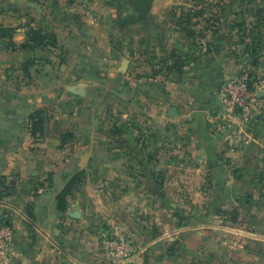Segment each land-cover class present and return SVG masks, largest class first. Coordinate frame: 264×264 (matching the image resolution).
Returning <instances> with one entry per match:
<instances>
[{"label": "crops", "instance_id": "crops-1", "mask_svg": "<svg viewBox=\"0 0 264 264\" xmlns=\"http://www.w3.org/2000/svg\"><path fill=\"white\" fill-rule=\"evenodd\" d=\"M158 1L0 0V218L15 228L0 264H244L239 243H264V98L224 129L218 81L246 64L219 46L189 62ZM226 1L213 37L257 30L264 77V0ZM113 230L139 248L129 260L104 249Z\"/></svg>", "mask_w": 264, "mask_h": 264}, {"label": "rangeland", "instance_id": "rangeland-1", "mask_svg": "<svg viewBox=\"0 0 264 264\" xmlns=\"http://www.w3.org/2000/svg\"><path fill=\"white\" fill-rule=\"evenodd\" d=\"M158 2V9L161 8L160 10H165L170 13L169 18L163 22V25H167V27L170 26L176 30H184L182 33L186 35L189 44L187 45L188 51H185V55L187 56L189 62L191 59H195V55L197 53L210 57L211 62L214 60L212 53L216 52V47L219 46L218 48H220V53L230 54L233 59L246 64L240 72L236 73L249 72L264 79L263 76L253 72L252 68L255 65H253V63H258V65L255 66H260L262 63L263 51L260 45V39L263 37L262 34L258 33L257 30H254L253 34H246V32L240 33L239 30L236 32L233 30L230 37L223 34L213 37V33L216 30L215 28L220 26V24L214 23L215 21L213 22L214 16L216 15L215 17H217L219 13L230 10L229 7L226 8V3L228 4L226 0H167L165 9L163 7L164 1L160 0ZM254 7H258V4H253V8ZM202 12L204 13L203 17H201ZM246 15H248L247 18L249 19L250 16L252 17L253 13L248 12L245 16ZM220 44H222V46ZM231 74H226L223 77L221 76L220 80ZM214 75H216V78L219 79V72H215ZM209 80V86L214 88L215 82L213 81V78L209 77ZM190 116L192 115H184L183 120L189 121ZM170 198L173 204L172 208H174V211H172L174 217L176 219H180L184 215L187 216L188 213L186 214V211L184 212L183 209H180V206H182L185 202V196H181L173 192L170 195ZM249 213L250 212L247 211L245 206H243L234 218H232L233 215L229 216L228 212H224L222 219L243 222L244 217L248 216ZM244 227H248L249 229V225H245ZM111 232L115 234L114 232L117 231L113 230ZM117 234L124 235L126 238L133 241L130 236L121 231ZM239 244H241V246L237 247L238 262H242L244 264H264L263 257L259 258L258 254H264V243L249 241L246 244Z\"/></svg>", "mask_w": 264, "mask_h": 264}, {"label": "built area", "instance_id": "built-area-1", "mask_svg": "<svg viewBox=\"0 0 264 264\" xmlns=\"http://www.w3.org/2000/svg\"><path fill=\"white\" fill-rule=\"evenodd\" d=\"M264 79L252 73L227 75L218 83L215 93L217 117L224 129H241L253 121L252 111L262 107ZM15 228L11 221L0 218V258H14ZM104 249L117 262L129 260L138 252V247L121 234H108L103 240Z\"/></svg>", "mask_w": 264, "mask_h": 264}, {"label": "trees", "instance_id": "trees-1", "mask_svg": "<svg viewBox=\"0 0 264 264\" xmlns=\"http://www.w3.org/2000/svg\"><path fill=\"white\" fill-rule=\"evenodd\" d=\"M140 3L144 2L145 0H139ZM44 43V36L43 34L38 30H33L28 34V41L26 43V46L32 47L36 45H41ZM53 45L56 46V42L53 41ZM255 65H258L257 62L253 63ZM179 65V64H178ZM180 68V65H179ZM44 118L42 116V112H38L35 116L32 117V123H31V132L34 137H36L38 134L40 136H43V127H44ZM39 137V136H38ZM264 175V174H263ZM4 219V218H3ZM7 221H11L10 218H5Z\"/></svg>", "mask_w": 264, "mask_h": 264}]
</instances>
